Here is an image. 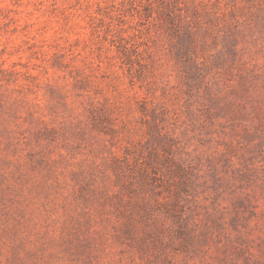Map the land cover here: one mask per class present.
I'll return each mask as SVG.
<instances>
[{
	"label": "rangeland",
	"instance_id": "obj_1",
	"mask_svg": "<svg viewBox=\"0 0 264 264\" xmlns=\"http://www.w3.org/2000/svg\"><path fill=\"white\" fill-rule=\"evenodd\" d=\"M0 264H264V0H0Z\"/></svg>",
	"mask_w": 264,
	"mask_h": 264
}]
</instances>
